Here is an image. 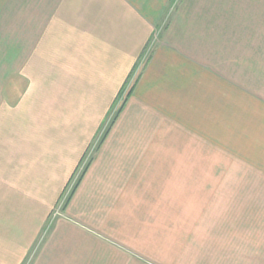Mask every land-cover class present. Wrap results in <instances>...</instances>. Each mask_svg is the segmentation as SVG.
Instances as JSON below:
<instances>
[{
    "label": "crops",
    "instance_id": "crops-1",
    "mask_svg": "<svg viewBox=\"0 0 264 264\" xmlns=\"http://www.w3.org/2000/svg\"><path fill=\"white\" fill-rule=\"evenodd\" d=\"M172 5L0 0V264H264V9Z\"/></svg>",
    "mask_w": 264,
    "mask_h": 264
},
{
    "label": "rangeland",
    "instance_id": "rangeland-1",
    "mask_svg": "<svg viewBox=\"0 0 264 264\" xmlns=\"http://www.w3.org/2000/svg\"><path fill=\"white\" fill-rule=\"evenodd\" d=\"M180 1H182V0H172L173 5H172V8H171V9L176 8V5H178ZM223 1H230V0H223ZM235 1H251V10L254 9V11H256L257 13L262 12L263 9H264V0H235ZM173 10H174V9H173ZM173 10L169 11V16L171 15V13H172ZM168 18H169V17H168ZM167 22H168V19L165 21L164 26H166ZM163 29H164V28H162V30H163ZM160 34H162L161 29L157 30V32H156V37H157V38L160 37ZM151 48H152V47H151ZM149 50H150V49H149ZM149 50H148L147 54L144 56L143 61H145V60L147 59V57H148V55H149V53H150ZM143 63H144V62H143ZM139 68H140V67H139ZM139 70H140V69H139ZM136 75H137V74H136ZM131 81H132V79L128 82L129 84H127V85L125 86V90L121 93L119 99H118L117 102L115 103V105H114V107H113V109H112V112H113V113H112L111 118L109 119V121L113 118V114H114V112L117 111V109L119 108V106L121 105V103H123V102L125 101L126 96H127V92H128V90H129V86H132V82H131ZM107 123H108V122H107ZM107 125H108V124H107ZM105 127H107V126H105ZM105 130H106V129H105ZM105 130H104L103 133L101 134V138H102V136L104 135ZM94 150H95V148H94V149H91V150L89 151V154H88V158H89V159H91V158L93 157V155H94ZM249 172H251V169L249 170ZM73 184H74V182H71V183L69 184V187L67 188V192H66L65 195L63 196V198H64L65 200H63V202L60 201L59 206H61L64 202L66 203V201H67L66 198L70 195V193H71L72 190H73V189H72V188H73ZM60 210H61V207H59L58 211H56V212L54 213V216H57V215L60 213ZM27 264H29V263L27 262Z\"/></svg>",
    "mask_w": 264,
    "mask_h": 264
},
{
    "label": "trees",
    "instance_id": "trees-1",
    "mask_svg": "<svg viewBox=\"0 0 264 264\" xmlns=\"http://www.w3.org/2000/svg\"><path fill=\"white\" fill-rule=\"evenodd\" d=\"M134 76V75H133ZM132 79V78H131ZM127 84H129V83H127ZM130 88H131V86H129V90H128V92H127V96H126V99H125V101L123 102V103H121V105L119 106V108L117 109V111L116 112H114V114H113V118L106 124V130H105V133H104V135L102 136V138H101V140L99 141L100 143L102 142V140L104 139V136H106V134L108 133V131H109V128L113 125V123H114V121L117 119V117H118V115L121 113V111H122V109L124 108V106H125V103H126V100H127V98L130 96V93L131 92H129L130 91ZM125 90V89H124ZM123 90V91H124ZM70 196H72V193L70 194ZM70 196L68 197V199H67V202H68V200L70 199Z\"/></svg>",
    "mask_w": 264,
    "mask_h": 264
},
{
    "label": "built area",
    "instance_id": "built-area-1",
    "mask_svg": "<svg viewBox=\"0 0 264 264\" xmlns=\"http://www.w3.org/2000/svg\"><path fill=\"white\" fill-rule=\"evenodd\" d=\"M89 158H88V156H87V160H88Z\"/></svg>",
    "mask_w": 264,
    "mask_h": 264
}]
</instances>
